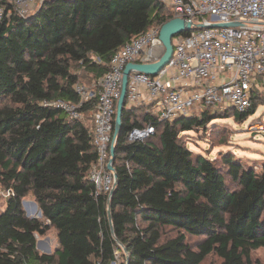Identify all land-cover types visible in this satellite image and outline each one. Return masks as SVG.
Here are the masks:
<instances>
[{"label":"trees","instance_id":"1","mask_svg":"<svg viewBox=\"0 0 264 264\" xmlns=\"http://www.w3.org/2000/svg\"><path fill=\"white\" fill-rule=\"evenodd\" d=\"M0 7V188L13 191L0 211V264H113L117 252L122 264H203L212 255L220 264H264L253 258L264 248V162L210 159L186 140L225 119L246 122L264 98L244 112L206 108L173 122L125 104L117 184L97 195L94 104L83 106L85 120H72L42 103H79L78 82L93 85L119 50L173 15L157 0H46L30 17L13 0ZM148 127L153 135L129 139ZM30 194L43 220L26 215ZM51 229L59 247L41 254L37 236Z\"/></svg>","mask_w":264,"mask_h":264},{"label":"built area","instance_id":"2","mask_svg":"<svg viewBox=\"0 0 264 264\" xmlns=\"http://www.w3.org/2000/svg\"><path fill=\"white\" fill-rule=\"evenodd\" d=\"M46 0H13L22 17H30ZM173 15L202 30L184 32L173 38V56L155 77L133 71L129 76L126 104L129 109L149 107L148 113L161 121L173 122L193 116L203 109L244 112L256 97L264 98V0H157ZM5 9L0 7V18ZM238 23L239 27L208 26ZM161 27H155L119 50L110 61V70L93 85L78 82L74 89L79 103L44 101L43 106L67 113L72 120H85L83 106L93 103V144L98 160L92 164L90 179L97 195L112 193L116 178L108 166L112 160L117 103L123 73L128 64H153L165 53L160 40ZM101 63L100 59L95 60ZM155 133L154 127L135 128L131 141ZM7 199L12 189L1 190ZM117 261L121 264L119 253Z\"/></svg>","mask_w":264,"mask_h":264},{"label":"rangeland","instance_id":"3","mask_svg":"<svg viewBox=\"0 0 264 264\" xmlns=\"http://www.w3.org/2000/svg\"><path fill=\"white\" fill-rule=\"evenodd\" d=\"M210 128L209 133L204 131L188 135L186 140L192 151L210 159L232 153L245 165L253 167H260V164L264 162V105H261L256 114L244 123H238L235 118H229L219 121L217 125H211ZM4 199L0 195V211L5 207ZM23 209L29 218L43 220L42 216H37L40 208L32 194L23 200ZM166 235L172 237L174 233L167 230ZM199 240L195 237L188 238L191 244H197ZM37 244V250L41 254H47L46 250L54 253L59 247L55 229H51L44 237L37 236ZM253 258L255 261L264 263V248L255 251ZM119 261L122 264L123 259L120 257ZM220 263L221 260L212 255L203 264Z\"/></svg>","mask_w":264,"mask_h":264},{"label":"water","instance_id":"4","mask_svg":"<svg viewBox=\"0 0 264 264\" xmlns=\"http://www.w3.org/2000/svg\"><path fill=\"white\" fill-rule=\"evenodd\" d=\"M239 26H241V24L228 23V24L212 25L208 27L210 28H229V27H239ZM204 28H207V26L205 25L193 26V24L187 23L185 20L181 18L172 19L168 23L162 26V29L160 32V40L165 47V53L161 57V59L158 62L153 63V64H128L126 66L124 73H123L121 95L117 103V114H116L115 132H114L115 141L119 137L121 133V129H122V115H123V110L126 104L128 82H129L130 74L133 71H138L140 73H144L149 76H153V77L157 76L159 72L165 67V65L168 64V62L171 60L173 56V52H174L173 38L184 32H190L192 30H202ZM111 153H112V160L108 168L109 170L114 171L113 163H114L115 155H116L115 147L112 149ZM115 178L117 181L116 175H115ZM113 193H114V190L112 194ZM40 216H42L41 210H40ZM109 219L111 221V214H109ZM37 248H38V244H37ZM46 253L52 254L51 250H46Z\"/></svg>","mask_w":264,"mask_h":264},{"label":"bare ground","instance_id":"5","mask_svg":"<svg viewBox=\"0 0 264 264\" xmlns=\"http://www.w3.org/2000/svg\"><path fill=\"white\" fill-rule=\"evenodd\" d=\"M37 216H38V217L40 216V211H38Z\"/></svg>","mask_w":264,"mask_h":264}]
</instances>
